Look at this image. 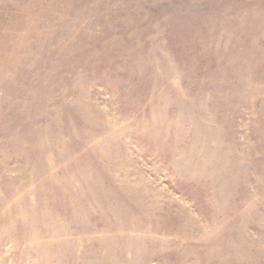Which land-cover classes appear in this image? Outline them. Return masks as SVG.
I'll use <instances>...</instances> for the list:
<instances>
[{"label": "rangeland", "instance_id": "1", "mask_svg": "<svg viewBox=\"0 0 264 264\" xmlns=\"http://www.w3.org/2000/svg\"><path fill=\"white\" fill-rule=\"evenodd\" d=\"M0 264H264V0H0Z\"/></svg>", "mask_w": 264, "mask_h": 264}]
</instances>
